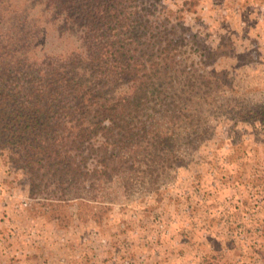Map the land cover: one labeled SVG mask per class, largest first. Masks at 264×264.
<instances>
[{
  "label": "rangeland",
  "instance_id": "obj_1",
  "mask_svg": "<svg viewBox=\"0 0 264 264\" xmlns=\"http://www.w3.org/2000/svg\"><path fill=\"white\" fill-rule=\"evenodd\" d=\"M152 4L178 38L165 169L30 193L1 156L0 264H264V0Z\"/></svg>",
  "mask_w": 264,
  "mask_h": 264
},
{
  "label": "trees",
  "instance_id": "obj_2",
  "mask_svg": "<svg viewBox=\"0 0 264 264\" xmlns=\"http://www.w3.org/2000/svg\"><path fill=\"white\" fill-rule=\"evenodd\" d=\"M151 3L0 0V157L30 193L165 169L159 124L182 114L167 101L175 73L163 78L178 38Z\"/></svg>",
  "mask_w": 264,
  "mask_h": 264
}]
</instances>
